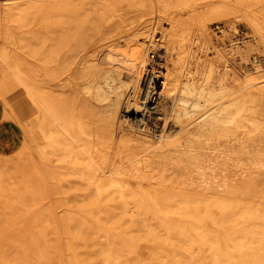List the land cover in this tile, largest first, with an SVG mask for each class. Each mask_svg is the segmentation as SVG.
<instances>
[{
    "label": "bare ground",
    "instance_id": "1",
    "mask_svg": "<svg viewBox=\"0 0 264 264\" xmlns=\"http://www.w3.org/2000/svg\"><path fill=\"white\" fill-rule=\"evenodd\" d=\"M244 6L264 47V0H0V17L33 27L0 48L29 197L81 200L62 220L70 264H264L263 65L242 78L209 59L208 25ZM35 234L0 264H59Z\"/></svg>",
    "mask_w": 264,
    "mask_h": 264
},
{
    "label": "rangeland",
    "instance_id": "2",
    "mask_svg": "<svg viewBox=\"0 0 264 264\" xmlns=\"http://www.w3.org/2000/svg\"><path fill=\"white\" fill-rule=\"evenodd\" d=\"M243 10L245 13H227L223 17L212 20L208 25L209 37L214 47L209 52V59L215 67L220 68L221 62L217 60L216 56L223 54V59L226 60V63L228 62L229 66L242 78L248 74L247 72H251V69L257 63L263 65L261 70H264V47L258 44V35L248 21V19L257 15L252 8L244 6ZM0 27V48L4 46L12 51L16 49V44H10L11 42H9L6 32H11L13 39L17 42L20 37H28L31 30H33L32 25L27 28H19L14 22L5 21L3 17H0ZM233 42H238L237 45L240 47L241 53L232 57L224 52L230 49ZM19 55L30 64L31 58L28 54L19 52ZM234 57L235 59H233ZM1 67L0 60V74ZM29 144V138L25 130L0 95V172L3 174L5 181L3 192L0 194V260H11L18 257L15 255L17 249L14 250L11 245L13 243L32 241L30 229L34 228L36 237L39 235L36 239L34 237V241L48 246L46 250L50 254L45 257L59 264H70L69 253L66 249L67 238L63 233L62 220L66 215L65 212L68 211L66 209L69 208L77 213L75 216L80 218L78 211L81 212L83 209L79 205L81 200L71 201L68 199L69 207H64V205L59 206L58 199L53 197L42 199L34 197L33 200L30 199L29 193H32L30 165L32 163L30 159L19 160L18 155L20 151L24 150L29 153ZM19 189L28 191L26 198L22 202H20L16 194ZM72 203L75 206L70 207V205H73ZM11 208H15L17 211H29V214L27 213L22 218L15 219L16 221H13L15 224L12 225L9 223V211ZM97 244L99 246L95 247V249L103 247L104 238L100 237L97 240ZM138 250L147 251L149 249L139 248ZM20 257L22 258L23 256ZM36 257L27 256V258L31 259H37Z\"/></svg>",
    "mask_w": 264,
    "mask_h": 264
}]
</instances>
